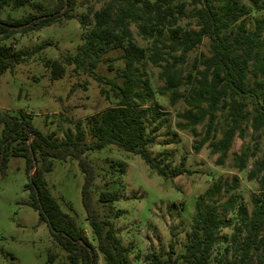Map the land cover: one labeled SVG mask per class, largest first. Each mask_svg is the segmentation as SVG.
<instances>
[{
	"label": "trees",
	"instance_id": "trees-1",
	"mask_svg": "<svg viewBox=\"0 0 264 264\" xmlns=\"http://www.w3.org/2000/svg\"><path fill=\"white\" fill-rule=\"evenodd\" d=\"M53 5L45 8L42 2L31 0H0V15L9 7L18 9L35 6L38 12H29L20 18L7 14L0 16V78L8 70L26 62L32 54L43 49L38 46L34 52L15 51L4 42L15 35H25L51 25H60L74 19L77 0H52ZM105 1L102 8L91 11L80 18L82 26L93 20V27L75 54H67L63 64L81 68L89 60L93 70L102 56L121 51L117 61L123 69L116 74L122 79L118 84L113 79L96 75L99 84L109 86L114 92L117 105L90 116L86 122L87 135L77 126L75 133H68L63 140L54 134L44 135L33 127L27 114L18 116L0 113V173L6 171L10 157L25 160L29 183L28 205L45 223L53 242L65 253L67 264H98L100 254L105 264H130L129 249L121 245L113 228H106L99 219L92 202L91 187L95 180V168L86 153L98 151L106 146H115L138 155L156 174L164 178H176L189 173L185 159L179 166L171 167L164 155H152L150 149L158 139L163 127V115L153 107L144 108V99L152 92L146 80L138 74L144 60L161 68L159 79L165 86L158 91L160 96L169 95L173 107L183 98V86H188V109L178 117L176 127L188 131L194 138L199 136L197 128L204 126V134L195 142L193 151L198 153L208 144L211 153L218 155L216 163L222 165L232 147L234 138H243V123L251 117L250 127L255 134L264 129V18L256 19L249 30L244 17L247 11L239 0H190L195 8L185 11V4L175 0H81L79 6L90 7ZM256 11H264V1L245 0ZM190 19L197 30L183 29L180 19ZM136 24L142 40H152V54L134 39L129 25ZM167 32V36L164 34ZM204 38L209 42V56L195 58L191 70L185 73L184 66L190 52L196 49ZM108 61H114L109 59ZM51 68L53 79H61L65 69L56 61L45 62ZM109 65V71H112ZM252 81H249V77ZM143 90H139L140 86ZM103 94H108L105 88ZM225 112L226 127L221 138L214 141L217 114ZM158 122V123H157ZM74 159L84 175L81 198L86 219L96 241V247L89 242L84 230L75 219L64 213L51 196L45 175L51 171L52 160ZM248 160L242 150L235 160V169L243 171ZM32 174L30 175L29 173ZM250 180L258 179L260 194L252 198V210L239 203L233 195L237 188L236 177L232 182L217 181L204 194L197 197L193 226L178 258L170 252L164 259L157 253L147 257L148 264H209L219 241V233L226 225L224 217L237 205L238 223L233 228L230 255L220 264H258L264 262V160L256 163L248 175ZM228 196L220 204L221 198ZM117 193L102 192L99 202L103 205L118 201ZM51 262L53 256H49Z\"/></svg>",
	"mask_w": 264,
	"mask_h": 264
},
{
	"label": "rangeland",
	"instance_id": "rangeland-1",
	"mask_svg": "<svg viewBox=\"0 0 264 264\" xmlns=\"http://www.w3.org/2000/svg\"><path fill=\"white\" fill-rule=\"evenodd\" d=\"M31 1L42 2L45 8L53 5L52 0ZM217 1L214 0V4H218ZM77 2L74 19L25 35L18 34L4 42V45L11 46L15 51H28L31 54L38 46H43V49L1 76L0 113L14 116L27 114L31 116L34 128L44 135L54 134L59 141L66 134L75 133L79 126L85 132L88 142V118L117 105L114 92L109 86L99 84L95 76L113 79L121 84L122 79L116 74L123 69L122 63L117 61L122 52L114 51L103 55L93 70L89 67V60L77 70H74V65L63 64V58L67 54H75L93 27L92 18L84 26L80 18L87 14L88 8L94 12L105 4L103 1L92 3L90 7H82L79 6L81 0ZM175 2L185 4L187 13L195 9L190 0ZM239 2L248 12L244 20L248 29L252 30L254 21L264 18V11L254 10L245 0ZM29 12L36 13L38 10L33 5L17 10L9 7L0 16L6 18L7 14H11L20 18ZM178 25L186 30H197L190 19H180ZM129 28L138 45L146 50L149 57L152 54V40H142L136 24L131 23ZM164 34L167 36L166 30ZM201 56H209L207 38L189 53L184 74L194 73L191 65L195 58ZM109 59L114 61H108ZM47 61L63 65L65 72L61 79H53L51 68L45 67ZM109 65H112V71H109ZM138 67L141 80L147 81L152 92L151 98L144 99L143 107L157 109L164 121L150 152L152 155L163 154L171 167L179 166L181 160L185 159V168L189 173L176 178H164L152 171L138 155L112 145L90 151L86 156L96 172L91 194L100 221L106 228H113L121 245L129 249L130 264H148L147 257L152 253H157L164 259L170 252H173V257L178 258L184 253L193 226L196 199L217 181L231 183L236 177L238 184L233 195L238 204H243L249 212L252 210V198L260 194V190L258 179L250 180L248 175L257 162L264 160V129L255 134L250 127L251 117L245 120L242 125L245 131L243 138H234L227 158L222 165H218V155H213L208 146L212 141L198 153L193 151L195 142L203 137L204 126L197 128V138L176 127L178 122H182L178 114L189 108L186 103L189 100V87H182L183 98L172 107L169 95L160 96L158 93L165 86L159 79L161 68L152 65L148 59ZM249 81H252L251 76ZM102 88L108 94H103ZM139 90H143L142 85ZM225 127V112H220L217 114L214 141L221 138ZM242 150L247 152L248 160L245 169L239 172L234 165ZM45 181L61 210L75 219L95 248L96 241L82 204L84 175L78 162L70 158L63 161L52 160V168L45 175ZM28 183L25 160L10 157L6 171L0 173V264H67L66 253L53 242L48 226L40 222L38 213L28 205L29 196L25 189ZM102 192L117 193L119 199L103 205L99 202ZM227 197L223 196L220 204ZM236 210L237 205H234L225 215L226 225L219 233V241L209 264H220L224 257L230 255L225 248L230 250L233 228L238 223ZM98 255V264H105L103 257ZM49 256H53L51 262ZM252 264H258L256 258Z\"/></svg>",
	"mask_w": 264,
	"mask_h": 264
},
{
	"label": "water",
	"instance_id": "water-1",
	"mask_svg": "<svg viewBox=\"0 0 264 264\" xmlns=\"http://www.w3.org/2000/svg\"><path fill=\"white\" fill-rule=\"evenodd\" d=\"M32 174V171H31V173H30V175Z\"/></svg>",
	"mask_w": 264,
	"mask_h": 264
}]
</instances>
